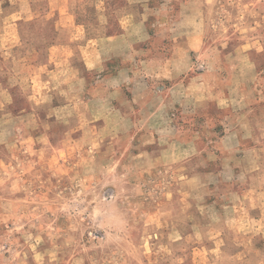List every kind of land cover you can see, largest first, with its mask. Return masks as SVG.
<instances>
[{
  "label": "crops",
  "instance_id": "0c3cea01",
  "mask_svg": "<svg viewBox=\"0 0 264 264\" xmlns=\"http://www.w3.org/2000/svg\"><path fill=\"white\" fill-rule=\"evenodd\" d=\"M188 1L0 0V45L29 104L18 114L42 125L35 148L68 159L115 150L135 173L180 182L181 203L203 198L217 216L205 227L264 239V85L231 94V109L215 104L194 70ZM237 237L231 264H251L252 236Z\"/></svg>",
  "mask_w": 264,
  "mask_h": 264
},
{
  "label": "rangeland",
  "instance_id": "374dc122",
  "mask_svg": "<svg viewBox=\"0 0 264 264\" xmlns=\"http://www.w3.org/2000/svg\"><path fill=\"white\" fill-rule=\"evenodd\" d=\"M182 11L191 15L194 70L202 67L215 104L231 109V94L246 87L257 94L264 85V0H189ZM9 55L0 45V264H231L244 233L252 236L251 264H264V251L255 248L264 250L262 235L221 221L205 227L217 216L194 194L181 203L180 182L135 173L115 150L105 151L106 159H68L35 148L33 133L42 125L18 114L29 104ZM120 159L125 164L117 167ZM168 190L174 197L167 207Z\"/></svg>",
  "mask_w": 264,
  "mask_h": 264
}]
</instances>
